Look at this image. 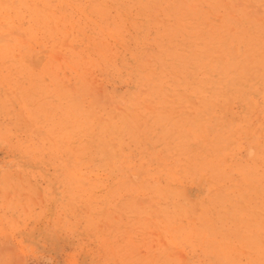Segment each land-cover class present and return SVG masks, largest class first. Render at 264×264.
<instances>
[{
    "label": "rangeland",
    "instance_id": "1",
    "mask_svg": "<svg viewBox=\"0 0 264 264\" xmlns=\"http://www.w3.org/2000/svg\"><path fill=\"white\" fill-rule=\"evenodd\" d=\"M47 1L0 0V264H264V0Z\"/></svg>",
    "mask_w": 264,
    "mask_h": 264
},
{
    "label": "bare ground",
    "instance_id": "2",
    "mask_svg": "<svg viewBox=\"0 0 264 264\" xmlns=\"http://www.w3.org/2000/svg\"><path fill=\"white\" fill-rule=\"evenodd\" d=\"M13 1H14V0H13ZM40 1H41V0H40ZM44 1H45V0H44ZM48 1H49V0H48ZM48 1H47V2H48ZM68 1H69V0H68ZM76 1H77V0H76ZM100 1H101V0H100ZM105 1H106V0H105ZM37 2H38V1H37ZM70 2H71V1H70ZM153 2H154V1H153ZM71 3H72V2H71ZM98 3H99V1H98ZM245 3H246V2H245ZM45 4H46V3H45ZM96 4H97V3H96ZM93 5H95V2H94ZM98 5H99V4H98ZM48 6H50V5L48 4ZM91 6H92V5H91ZM96 6H97V5H96ZM97 7H99V6H97ZM100 7H102V6H100ZM100 7H99V8H100ZM95 9H97V8H95ZM103 9H104V11H105L106 8H103ZM108 10H109V8H108ZM108 10H107V11H108ZM96 11H97V10H96ZM109 11H110V10H109ZM101 12H102V10H101ZM33 13H34V12H33ZM36 13H37V12H36ZM96 13H97V12H96ZM20 14H21V13H20ZM101 14H102V13H101ZM33 15H34V14H33ZM99 15H100V14H99ZM106 15H107V14H106ZM108 15H109V14H108ZM119 15H120V14H119ZM199 15H200V13H199ZM199 15H198V16H199ZM253 15H254V14H253ZM34 16H35V15H34ZM37 16H38V15H37ZM100 16H101V15H100ZM20 17H21V16H20ZM20 17H19V18H20ZM31 17H32V16H31ZM39 17H40V16H39ZM103 17H104V16H103ZM260 17H261V16H260ZM101 18H102V17H101ZM104 18H105V17H104ZM181 18H182V17H181ZM199 18H200V17H199ZM32 19H33V18H32ZM194 19H195V18H194ZM35 20H36V16H35ZM37 20H39V19H37ZM199 20H200V19H199ZM225 20H226V19H225ZM197 21H198V20H197ZM203 21H204V20H203ZM38 22H40V21H38ZM196 23H197V22H196ZM220 25H221V24H220ZM33 26H34V25H33ZM137 26H138V25H137ZM37 27H38V26H37ZM119 28H120V27H119ZM132 28H133V27H132ZM110 30H111V29H110ZM113 30H114V29H113ZM217 30H218V29H217ZM259 30H260V29H259ZM223 31H224V30H223ZM236 32H237V31H236ZM262 32L264 33V31H262ZM224 33H225V32H224ZM246 33H248V32L246 31ZM256 34H257V33H256ZM241 36H242V35H241ZM254 36H256V35H254ZM251 37H252V36H251ZM256 37H257V36H256ZM207 38H208V37H207ZM208 39H209V38H208ZM238 39H239V38H238ZM233 40H234V39H233ZM205 41H206V40H205ZM220 41H221V40H220ZM225 42H226V41H225ZM248 43H249V42H248ZM263 44H264V43H263ZM256 48H257V47H256ZM1 49H2V47H1ZM94 50H95V49H94ZM239 51H240V50H239ZM0 54H1V51H0ZM98 54H99V53H98ZM100 54H101V53H100ZM100 54H99V55H100ZM96 55H97V54H96ZM99 55H98V56H99ZM36 57H37V56H36ZM58 58H59V57H58ZM80 58H81V57H80ZM80 58H79V59H80ZM97 59H98V58H97ZM77 60H78V59H77ZM82 60H83V59H82ZM44 61H45V60H44ZM96 61H97V60H96ZM74 63L76 64V63H78V62L75 61ZM241 63H242V62H241ZM197 64H198V63H197ZM40 65H41V63H40ZM44 65H45V64H44ZM76 65H77V64H76ZM32 66H33V65H32ZM32 66H30V67H32ZM34 66H35V65H34ZM41 66H42V65H41ZM48 66H49V65H47L46 67H48ZM38 67H39V66H38ZM50 67H51V66H50ZM15 68H16V66H15ZM43 68H44V67H43ZM19 69H20V67H19ZM19 69H18V70H19ZM24 69H25V67H24ZM26 69H27V68H26ZM31 69H32V68H31ZM41 69H42V68H41ZM22 70H23V68H22ZM33 70H34V69H33ZM36 70H37V69H36ZM38 70H40V69H38ZM43 70H44V69H43ZM14 71H15V70H14ZM26 71H27V70H26ZM29 71H30V70H29ZM29 71H28V72H29ZM40 71H41V70H40ZM40 71H38V72H40ZM228 71H229V70H228ZM20 72H21V71H20ZM21 73H23V72H21ZM42 73H43V72H42ZM42 73H41V74H42ZM39 74H40V73H39ZM28 76H29V75H28ZM243 76H244V75H243ZM244 85H245V84H244ZM240 87H241V86H240ZM241 89H242V88H241ZM220 91H221V90H220ZM219 93H220V92H219ZM211 104H213V103H211ZM245 124H246V123H245ZM247 128H248V127H247ZM252 130H253V129H252ZM239 131H240V130H239ZM245 131H246V130H245ZM246 132H247V131H246ZM78 145H79V144H78ZM82 147H83V146H82ZM82 149H83V148H82ZM83 150H84V149H83ZM84 154H85V153H84ZM164 258H165V257H164ZM158 260H159V259H158ZM164 261H165V260H164ZM164 261H162V262H164ZM159 262H160V261H159ZM159 262H158V263H159ZM166 262H167V261H166Z\"/></svg>",
    "mask_w": 264,
    "mask_h": 264
}]
</instances>
